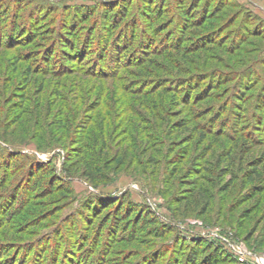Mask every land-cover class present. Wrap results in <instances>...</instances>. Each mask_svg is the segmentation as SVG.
I'll return each instance as SVG.
<instances>
[{
    "label": "rangeland",
    "instance_id": "1",
    "mask_svg": "<svg viewBox=\"0 0 264 264\" xmlns=\"http://www.w3.org/2000/svg\"><path fill=\"white\" fill-rule=\"evenodd\" d=\"M8 207L0 264L264 255V0H0Z\"/></svg>",
    "mask_w": 264,
    "mask_h": 264
},
{
    "label": "built area",
    "instance_id": "2",
    "mask_svg": "<svg viewBox=\"0 0 264 264\" xmlns=\"http://www.w3.org/2000/svg\"><path fill=\"white\" fill-rule=\"evenodd\" d=\"M231 248V252L240 260V261H248L251 264H264V255L257 253H248L244 247L239 245L229 244ZM250 254L254 257L252 261H250ZM248 255V256H247Z\"/></svg>",
    "mask_w": 264,
    "mask_h": 264
},
{
    "label": "trees",
    "instance_id": "3",
    "mask_svg": "<svg viewBox=\"0 0 264 264\" xmlns=\"http://www.w3.org/2000/svg\"><path fill=\"white\" fill-rule=\"evenodd\" d=\"M205 46V45H204ZM209 133H213V135L216 133V132H218V131H213V129H210L209 131H208ZM235 141H237V140H235ZM237 145H239L238 144V142L236 143ZM252 180V178H249L248 179V181H251ZM199 190V189H198ZM201 196H203L204 198H205V195H201ZM126 203V202H125ZM119 210V209H118ZM117 210V211H118ZM14 210L13 209H11L10 207H8L5 211H4V213L1 215V220L2 221H0V222H2V223H0V226L2 225V224H5L6 222H7V220L10 218V217H12L13 215H15L14 213L15 212H13ZM119 212V211H118ZM113 216V215H112ZM35 240H37V239H35ZM3 249L2 251H0L1 253H4L5 252V250H4V247H0V249ZM227 256H229L228 254H226ZM232 258V257H231ZM232 260V263H237L238 261L237 260H235L234 258H232L231 259Z\"/></svg>",
    "mask_w": 264,
    "mask_h": 264
}]
</instances>
